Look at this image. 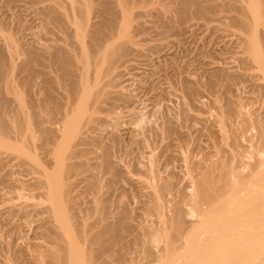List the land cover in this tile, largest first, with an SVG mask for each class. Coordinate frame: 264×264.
<instances>
[{
  "label": "rangeland",
  "instance_id": "obj_1",
  "mask_svg": "<svg viewBox=\"0 0 264 264\" xmlns=\"http://www.w3.org/2000/svg\"><path fill=\"white\" fill-rule=\"evenodd\" d=\"M143 1H131L129 21L132 23L128 30H130L129 36L133 43L131 41L128 43V50L127 47L125 48L124 57L126 58L123 57V61L118 64L115 77L112 79L104 77L110 80L111 84L112 81L115 84L113 87L110 86L113 96L111 95L110 100L108 98V101L104 102L102 110L95 115L96 121L85 127L87 128L86 131L84 129L86 133L83 132L82 136L79 135L80 138L78 136L74 139L77 144L73 140L77 145L73 144V147L75 146V151H79V154L77 153L79 156L76 157V155L73 162L70 160L68 162H75L74 164L78 165L74 173H71V178L68 179L67 184L69 185L63 188V192L66 189L69 192L70 189V194L67 195L70 197L69 202L72 198L71 203L67 202L70 204L67 209V211L70 210L68 214H71L69 215L75 223L81 222L79 228L82 230L89 226L90 233L93 234L100 230L101 225L98 220L101 224L100 219L109 222L123 217L126 225L123 230L125 239L115 245L117 252H110V257L108 254L104 256L103 260L100 259L101 263H160L158 262L159 253L169 245V241L161 235L159 224L165 217H171L174 214V205L177 202L182 198L192 196L190 193L194 192L196 187L194 181L202 177L208 166L229 158V160L232 159L230 165L232 163L233 167L237 165L242 169L246 167L245 164L248 161L254 163L259 155L260 158L261 156L264 158L262 155L264 151H261L256 139L259 131H264V70L259 67L258 63L256 64L257 61H254V57L249 52L247 39H245L247 38L246 29L241 24L244 17L241 9L243 5H246L247 0H194L193 6H190L191 8L184 14L187 18L181 17L184 16L179 10L181 0ZM60 2L61 5H59ZM70 2L71 0H59V2L58 0H0V33H3V35L0 34V68L2 67L0 79L7 87L5 75L9 78L12 76L13 83L17 84L15 87L20 92V98L23 99L21 101L13 94H8L5 85L2 86L0 81V85L5 87L3 90L0 86L1 91L5 92L2 91L3 97L0 98L3 100L6 93L10 96H5L6 99L8 98L7 101L0 99V118L2 116L8 120L11 118L12 123H10L14 125L13 130L19 129L17 127L20 120L23 123L29 122V130L19 129L20 133L11 131L13 134L8 133L7 136H10V142H14L13 147L23 144V148L26 144L28 149H32H27L29 153L32 152L31 157L37 158L40 165H43H41L42 168L45 167L46 172L51 170V173L55 171L57 165L54 161V145L50 142L51 139L55 142L56 138L52 137H56L58 133L56 136L52 134L49 143H46L47 136L41 129L44 125H55L49 122L44 124V118L41 117L44 114H42L40 104L44 103V98L50 99L51 96L52 102L49 101L51 103L49 105L52 112L49 113L52 114L50 116L58 115L56 113L59 112L52 108V106L55 108L53 99L55 98L54 101L58 103L56 99L64 97L63 100H59L66 102V96H70L74 88L68 90L73 84L71 76L70 80L65 79V84L62 82L63 77L58 75L61 70L59 72L53 69L54 71L50 72L52 68L46 66L47 71V68L43 66L45 59H41L45 57L44 55L49 57L45 49L60 45L78 51L81 47L80 40L75 36L77 35L76 25L67 22L65 24L61 21L59 24L51 20L49 15L48 9L52 7L56 8V13H63L62 15L65 13L66 16L72 14L73 18L76 17L79 12L73 9ZM90 4L93 8L92 14L98 15V8H102L103 2L93 0ZM100 15L94 20L102 19L99 18ZM182 19H186L185 22ZM261 25L263 26L259 28V30L262 29L259 34L264 29V23ZM4 34L6 38L8 35L16 38L15 44L20 52L11 55V51L6 50L9 49V44L7 45L8 40ZM113 39L117 42L121 41L118 37ZM47 46L50 47L47 48ZM2 48H6V53L1 51ZM29 49L34 51L38 55L36 57L43 62L41 65L40 61L36 63L34 72L25 69V64H23L28 61ZM11 59L14 62L10 66ZM43 68L48 72L47 77L50 74L49 80L52 81L50 84H43V79L48 80L40 75ZM52 76L56 79L54 80ZM104 78L102 81L107 82L108 80ZM52 79L56 81V86ZM47 80L44 82H49ZM57 82H60L59 85L64 83L67 90L66 87L61 88L64 84L57 86ZM56 87L61 89H54ZM45 88L50 91V95ZM61 93L64 96L60 95L56 98V95ZM54 94L55 97L52 98ZM40 97L44 100L41 101ZM21 102L22 106L26 107V111L28 110L25 116L16 115L15 109L21 106ZM3 114L6 116L4 117ZM60 115L59 119L63 123L64 116ZM23 118L26 120L24 121ZM39 118L43 120V124L40 123ZM51 118L55 121L58 119L57 116H55L57 119ZM60 120L57 121V126L62 125ZM47 128L50 129V126ZM232 130L237 132H232ZM26 131H32L33 136L31 134L29 136ZM45 145L49 146L45 147ZM104 145L111 147L109 156L106 155ZM11 148L10 150L0 148V264H54L44 255H47L45 249L48 250V247H51L50 243H52L51 248H54L53 241L50 242L54 238L53 235L56 234L55 236L58 237L60 234L61 236L69 234V230L66 231L67 229L62 226L63 231L60 228H54L53 231L51 221L48 222L55 217L58 220L63 219L61 216H64L61 210L59 211L58 208L56 210L55 200H52L49 197L51 195L48 196L46 193L48 190L49 193L52 192L55 187L48 184L49 189L47 190L46 182L43 184L37 181L40 180L42 174L33 171V168H37L39 164L35 159L23 156ZM238 167H235V171ZM40 168L38 167L37 170L40 171ZM237 170L239 171V168ZM245 170L248 169L245 168L242 171ZM159 181L167 182L170 186L168 193L166 192L163 196L156 195V185L160 184ZM41 184H46L47 188H43L45 186ZM154 194L157 196L156 199ZM100 200L104 201L103 205H107L104 208L109 209L108 211L102 208ZM189 203L186 201L184 206L186 210L188 209L185 215L190 214L185 218L191 221L196 220L198 213L192 212L194 207ZM46 205H52V207L54 205V210L48 211ZM97 205L108 214L101 208L98 209ZM197 217L200 218V215ZM84 223H87L86 226ZM71 224L75 228L79 226H75L73 222ZM186 225L188 227V223ZM64 230L65 233H63ZM88 230L90 229L85 231ZM91 234L88 231L87 235L91 236ZM95 247L99 249L97 244Z\"/></svg>",
  "mask_w": 264,
  "mask_h": 264
},
{
  "label": "bare ground",
  "instance_id": "obj_2",
  "mask_svg": "<svg viewBox=\"0 0 264 264\" xmlns=\"http://www.w3.org/2000/svg\"><path fill=\"white\" fill-rule=\"evenodd\" d=\"M91 1H93V0H71L72 3L70 2V4H72L73 9L75 8V10L77 9V11L79 12V14L77 13L76 17L74 16V18L71 16L72 14L71 15L69 14L70 16H66L65 13H64V15H62L63 13H60L62 15L61 16L59 14V12L56 13L55 12L56 6L54 7L55 9H53L52 7L51 8L49 7V9H48L49 13H50L49 14L50 19L53 20L54 22L57 21L59 23V21H61L62 23H65V24L73 23L76 25L77 32L76 31L75 32L77 33V35H75V36H77L76 38H78L80 40V43H81L80 44L81 47L78 46V48L80 47L78 51L77 50L75 51V49H72L73 51L70 50L71 47H70V49H68V47L65 48L64 46L62 47L60 45L57 47L53 46L55 48L45 49L46 51H48L49 57L47 55L43 54L46 57L45 58L43 56L44 58L41 59V60L45 59V61L43 63L42 61H40L39 57L38 58L36 57L38 55H36V53L34 51L29 49L30 53L28 52L29 53L28 54L29 58H27L28 61L26 63L25 62L23 63V64H25L24 65L25 69L26 68L30 69V71L32 70L33 72L36 69V68L34 69V67H35V65L38 64L37 63L38 61H40L39 62L40 65L43 63L44 67L47 66L48 68L49 67L52 68L51 70L49 69L50 72L51 71L53 72L54 71L53 69H55V71L61 70V72L59 71L61 75L60 74H58V75L60 77L61 76L63 77L62 82H64L65 79H67V78H69V80H70L71 79L70 76L73 78L74 86L72 87V85H73L72 84L68 90H73L72 88H74V90L72 91V93H70V91H68V92L66 91L68 94L70 93L69 94L70 96H66L67 93L65 95L67 97V100H66L67 103L66 102H60V100H63L64 97L60 98L59 96L60 95L64 96V94H65L64 91H63L64 94L61 93L59 95H56V98L58 96L60 99V100L58 98L56 99V100H58L57 101L58 103H56L54 101L55 98L53 99V102L55 103V108L53 106H52V108H53V110L55 109V110H57V112H59V113H56L58 115L54 114L55 116H57L58 119L55 118V116H52V115L50 116V114H52V113H49L52 110V109L50 110L51 106L49 105V104H51L50 102H52L50 100L51 96H50V99L44 98L45 99L44 103L40 104V105H42V110L41 109L40 110L43 111L42 114H44V116H41V117L44 118V122H45L44 123L43 120L41 121V119L39 118L40 123L41 124H43V123L47 124L49 122V124L53 123V125H55V126H52V124L47 125L48 127L50 126V129L47 128V126L42 125L43 129H41V130H42V132L44 131L45 135L47 136L46 137L45 135H43L46 137L45 138L46 143L47 144L49 143L48 141H50L52 134H54L53 136H56V133H58V135H59V136L57 135L58 137L57 136L52 137L54 139L56 138L55 142H52L53 139H51L52 141L50 142L51 145H54L53 148L55 150V152L53 151L54 155H55V158H54L55 159L54 161L56 163L55 165H57L55 171H53L52 173L50 172L51 170L46 172V169H44L45 167L42 168L43 165L41 164L42 165L41 166L40 163L38 162L39 160L36 158L38 160L37 161L35 159V157H31L32 152L29 153L28 150H32V149H28L29 147L26 144H24V146L26 148L25 147L22 148L23 144L19 145L20 147L17 144L18 148L16 146L13 147L14 142H12V141H11L12 142V144H11L10 138H9L10 136L9 137L7 136L8 133H11L9 135H12L13 133L11 131H17L18 133H20L21 132L20 130H23V129L29 130L30 129L29 122L26 121V123L25 122L23 123L22 120H20V121H22V122H20L18 119L17 122L19 121L18 122L19 124L17 123L18 124L17 129L19 128L20 130L19 129L13 130L14 125L11 124L12 123L10 121L11 118L9 120H8V118L7 119L2 118L3 116L0 118V148H3V149L9 148V150H10V147H12L11 149L13 151H17V153L19 152L23 156H26V157L28 156L30 158L35 159L39 163L37 166L39 168L40 167L41 168L39 171V170H37L38 167L37 168L35 167L36 169L33 168V171L34 170H35L34 172L38 171L44 176V177H42V175L40 174L41 178H43V179L40 178V180H37V181H39V183H43V184L46 182L47 187H48V184L53 185L55 187L53 189L52 186H50L53 189V191L52 192L50 191V193H49V190H48L49 187L47 188L45 186L46 184L45 185L41 184L42 186H45L43 188H47L48 191L47 190H45V191H47L46 193L48 194V196L51 195L49 197H51L52 200L53 199L55 200L54 204L57 205L56 210H57V208L59 211L61 210L64 213V216L63 215L61 216V217H63V219L61 218L62 220L61 219L58 220L56 217H55V219L49 218L50 220H48V219L47 220H48V222L51 221L50 224H51V227H53V231H54V228L55 229H57V228L61 229V226H62V227H65L67 229L66 230L64 228L66 231L69 230L68 231L69 234H68V236L65 235L66 237L64 235L61 236V234L60 235L57 234L58 237L55 236L56 234L53 235L54 238L51 237L53 239H51L50 242L53 241V244L55 246L53 245L54 248H51L52 243H50L51 245H49V246H51V247L49 248L47 246L48 250H47V248L45 249L47 251L46 252L47 255L46 254H44V255L46 257H48L54 264H108L105 262L101 263V260H103V257L106 256L107 254L109 256V254H111L110 252L116 253L117 250L115 248V245H117L120 241H123V239H125V235H124L123 230L126 228V225H125V222L123 220V217H119V219L117 218L116 220L114 219L115 221L111 220L112 222L111 221L104 222L105 221L104 219H103L104 221L100 219V221L102 222L101 224L98 220L99 225H101L100 230L96 231L93 234L90 233L91 228H88L89 226L88 227L86 226V224L88 222L86 224L84 223V225L87 227V229H90L88 231H89V234H91V236H88L87 235L88 231L87 232L85 231V230H87L86 227H84L85 230H82V228L80 229L79 227H81V225H80L81 222L79 223L77 221L79 224L75 223V221L72 220L73 219L72 216L70 217L71 214L70 213H69L70 215L68 214V212L70 211V210L67 211V209H69L68 205H70L68 203H71V201H72V198H71V201L69 202L70 197H68L70 194L69 193L70 189L68 190L69 192H67V189L63 192L64 186L69 185V184H67V182H68V179H70L72 176L71 173L72 172L74 173V170H75V168H77V165H78V164L77 165L74 164L75 162L70 163L73 160V158H76L79 156L78 155L79 151L78 152L75 151V148H74L75 146L73 147V144L75 142L74 139H76V137H78L79 135L82 136L83 132L86 133L85 131L87 128L85 129V127H88V124H91L93 121H96L95 115L98 114V111L102 110V107H103L102 105L105 104L104 102L108 101V98L110 100L111 95L113 96V94H112L113 92H112V89L110 86L112 85V87H113L115 84H113L112 80H111L112 81V84H111L110 80H108V79L109 78L112 79L113 77H115L114 75L117 72L118 64L121 61H123L122 59H123L124 55L126 54L125 53L126 49L128 50V43H130V41H131V36H129L130 30H128L129 29L128 27H130L131 26L130 23H132L131 21H129V19H130V13H129L130 8H129V6H130L132 0H101L103 2V4H101V5H103V6L101 9L98 8L99 14L98 13L97 14L100 15V13H102L103 16L102 15L99 16V18H102L99 21L94 20L96 17H98V15L94 16L92 14L93 8L90 4ZM94 1H96V0H94ZM58 2H59V0H58ZM245 2H246V5H243L242 9L240 7L239 8L241 9L242 14L244 16L243 19L241 20V24L246 29V31H245L246 35H247V38H245V39H247L246 44L248 45V49L250 50L249 52L254 57V61L255 60L257 61L256 64L258 63L259 67L264 70V29H263V32L261 34H259L262 30V29L259 30V28H261V26H263L261 24L264 23V0H247ZM143 3H144V1H143ZM193 3H195L194 0H181V2H180L181 8H179V10L181 11V14L182 15L186 14L188 9L191 8L190 6H193ZM133 4H135V2ZM59 5H61V2L59 3ZM200 5L203 6L201 2H200ZM97 6H99V5H97ZM179 7H180V5H179ZM131 8H132V6H131ZM45 9H46V7H45ZM203 9H204V7H203ZM198 13H201V12H198ZM91 14H92V16H91ZM128 16H129V18H127ZM179 16H180V14H179ZM240 16H241V14H240ZM181 17L187 18L186 15L181 16ZM117 18H119V19L122 18V19L119 21V19H117ZM132 20H133V18H132ZM184 20H186V19H184ZM184 20H183V22H185ZM235 20L237 23V19H235ZM239 20H240V18L238 19V22L240 24ZM241 24L239 25V27L241 26ZM259 25H260V27H259ZM1 28H3V27H1ZM1 35H3V33ZM4 37H5V34H4ZM117 37L119 40H121V41L123 40V42L118 41L119 42L118 43L116 40L113 39V38L117 39ZM121 38H123V39H121ZM6 39L8 40L7 45L9 44V46H8L9 49H6V48L5 49L7 51L10 50L12 53L11 55H13V53L20 52V51H18L19 48L15 44L16 38L14 39V37L12 35H10V36L8 35ZM86 39H88V41H86ZM112 39L114 41H112ZM132 39H133V35H132ZM131 42L133 43V41H131ZM44 45H46V44H44ZM49 47L47 46V48H49ZM5 49H3L1 51H4V53H6ZM6 58H7V56L5 57L4 60H6ZM124 58H126V57H124ZM12 62H14V61L11 59L9 62V65L10 64L12 65ZM48 68L46 69L47 71H48ZM0 69H2V67ZM10 70H11V67H10ZM42 70H43V72H42L43 74L40 71V75H43L42 77L45 76L44 78H48V80H49L50 74H49V77H47L48 72L45 70V68H43ZM0 71H2V70H0ZM33 72H31V74ZM37 72H39V71H37ZM54 73H56V72H54ZM217 73H216V76H217ZM1 74H2V72H1ZM3 74H5V73H3ZM214 74H215V72H214ZM5 76H6V78L5 77L4 78H5L6 82L8 83L7 84L8 86L6 87V85L3 84V81H1V79H0V81L2 82V86L5 85V87H6L5 90L8 92V94L9 93L13 94L15 96V98L17 97L18 100L20 99L22 101L23 99L20 98V96H21L20 92L18 91V88H16L17 84L15 85V82L13 83V81H14L13 77L10 75H9L10 78L7 75H5ZM55 76H57V74ZM220 76H221V74L219 75V77ZM52 77L54 80L56 79V78H54V76H52ZM104 77H107L108 79L104 78ZM103 78L107 79L108 81L107 80H106L107 82H105L104 80L102 81ZM57 79H58V77H57ZM5 80H4V83H6ZM44 80L46 81L47 79H43V84L44 83L50 84V82H52L50 80H49V82H44ZM54 82H55V86H56V81H54ZM108 82H110L109 85H108ZM58 83L60 84V82H57V86L59 85ZM103 83H104V85H102ZM63 84H61V85H63ZM65 84L61 88L66 87V90H67V86H65ZM61 85H59V86H61ZM116 85H118V84H116ZM40 87H41V85H40ZM53 87H54V85H53ZM4 88L2 87L3 90H4ZM61 88L57 89V87H56L54 89L60 90ZM47 90L48 89H46V91ZM0 91H1V88H0ZM2 91L0 92V94H2V96H0V97H3ZM39 91H42V90H39ZM116 91H114V93H116ZM49 92L50 91H47V93L50 95ZM58 93H60V92H58ZM117 93H119V92H117ZM6 94L4 95V98H3V100L5 99L4 101H7V99H8V98L6 99L5 96H7V97L9 96L8 94L7 95ZM48 94H47V96L49 97ZM45 97H46V95H45ZM53 97H55V94H54V96H52V98ZM41 99H42L41 101L44 100L43 98H41ZM68 100H69V102H68ZM41 101H39V102H41ZM1 103L3 104L5 102H1ZM61 103H63V105H61ZM64 103H66V104H64ZM2 106L5 107V105H2ZM17 108H18V110H17ZM15 110L17 111V113H16V111H14V112L16 113V115L18 114V116H23V115L25 116L26 113L28 112V110L26 111V107L22 106V102H21V106L20 107L17 106ZM1 111H4V110H1ZM5 114H7V112H5ZM60 114H62V115H60ZM36 115H38V114L36 113ZM40 115H41V112H40ZM59 115L62 117L64 116V118H62V120L64 121L63 123L59 119V118H61V117H59ZM5 116L6 115H4V117ZM38 116H37V118H38ZM7 117H8V115H7ZM51 117H54L57 120L55 121ZM23 120H24V118H23ZM59 120L61 121L62 125L57 126L56 124H57V121H59ZM59 124H60V122H59ZM89 127H90V125H89ZM262 128H263V126H262ZM84 129H85V131H84ZM60 131L62 132V133H60L61 135L59 134ZM234 131L235 130H232V132H234ZM31 132L32 131H26V133H28L29 136H30ZM228 132L229 131H227V133ZM232 132H231V134L233 135ZM235 132H237V131H235ZM22 133H23V131H22ZM50 134H51V136L49 137ZM90 134H89V136H90ZM225 134H226V132H225ZM235 135H237V134H235ZM80 136H79V138H80ZM257 136H258V138H257ZM257 136H256L257 144H258L259 148L262 149L261 151H264V131H259ZM7 137H8V139H7ZM233 137H234V135H233ZM83 138H84V136H83ZM28 139H29V137H28ZM81 139H82V137H81ZM25 140H26V138H25ZM73 140H74V142H73ZM235 140H237V139H235ZM79 142H81V141H79ZM95 142L97 143V140ZM76 144H74V145H76ZM255 145H256V143H255ZM46 146H49V145H45V147ZM51 147H50V149H51ZM103 147H105L106 155L109 156L111 147H108V145L107 146L104 145ZM43 154H45V153H43ZM262 155H264V154H262ZM259 156H258V158L256 157L257 161L255 158L254 163H252V162L249 163V161H248L247 162L248 165L245 164L246 167L244 166L243 168L248 169L245 171H242L244 169L243 168L240 169V167H238L237 165L234 167L232 166L233 165L232 163L230 165V162L232 159L229 160V158H226V160L222 161V162L219 161L221 163L215 162V163H212V165L208 166V168L204 171L202 177L200 175L201 178H199V180H197V181H194V182H196L197 185L196 184L194 185V186H196L195 187L196 189L194 188V192L190 193V195H192V196L188 195L189 197H187L186 199H184V198H182V200L178 199L180 201L174 205V211H175V212L173 211L174 214L172 213L173 215L171 217L169 215H168L169 217H165V218L163 217L164 220H161L162 222H161V224H159L161 231H162L161 235H163V238H167V240L169 241V245L163 251H160V253H159L160 256L158 257V262H160V263H158V264H264V158H263V156H261V158ZM25 159H27V158H25ZM104 159H106V158H104ZM107 159H109V158H107ZM68 160H70V162H68ZM107 161H106V164L108 163ZM235 167H238L239 171L237 170L238 168L235 171ZM41 170H42V172H41ZM110 171H112V170H110ZM155 178H156V176H155ZM39 183H38V185H39ZM152 183H154V182H152ZM161 183H162V181L160 182V184ZM160 184H158L159 186L156 185V188H157L156 189L157 190L156 195L163 196L164 194H166V192L168 193L170 186L167 182H164V181L161 185ZM70 185H71V183H70ZM52 189H50V190H52ZM153 189H154V187H153ZM43 192H44V190H43ZM156 195H155V199L157 197ZM52 200H50V201H52ZM186 201H189L190 205L192 204V206L194 208L192 209V207H191L190 209L193 210L192 211L193 213L197 212L198 215H200V218L197 217L198 215L196 213L197 219L194 220L191 218L192 221L190 219H189L190 221L187 219L188 220V222H187V220H186L187 217L185 218V216H189L190 212H188L189 215H185V214H187L186 211L188 210V209L186 210L184 208ZM103 202L104 201H101L100 203H102V205H103ZM66 203H67V205H65ZM98 205H100V204L98 203ZM105 206H107V205L104 204L102 206V208L108 211L109 209L104 208ZM53 207H54V205H53ZM53 207H52V205L51 206L49 205L46 207V209L48 211H53L54 210ZM66 207H68V208H66ZM98 207H99L98 209L101 208L100 206H98ZM105 210H103V211H105ZM107 211H105V213H107ZM193 213H191V214H193ZM55 214H56V212H55ZM57 214H60V213H57ZM165 214L166 213H164V215ZM50 216L51 215H49V217ZM191 216H194V215H191ZM70 219L72 221H70ZM71 222L76 224L75 226H77V225H79V226L75 228V227H73L74 225H72ZM187 223H188L189 228L186 225ZM90 225H92V224H90ZM157 227H159V226H157ZM92 229H94V228L92 227ZM65 230L63 233H65ZM59 233H61V232H59ZM96 244L99 247L98 250L95 247ZM41 256H42V254H41ZM99 260H100V262H99ZM179 260H182V261H179ZM176 262H178V263H176Z\"/></svg>",
  "mask_w": 264,
  "mask_h": 264
}]
</instances>
